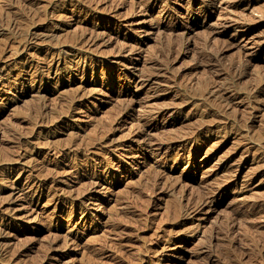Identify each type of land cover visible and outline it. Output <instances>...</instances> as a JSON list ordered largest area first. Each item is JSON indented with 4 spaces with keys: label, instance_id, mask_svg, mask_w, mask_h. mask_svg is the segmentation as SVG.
<instances>
[{
    "label": "rangeland",
    "instance_id": "rangeland-1",
    "mask_svg": "<svg viewBox=\"0 0 264 264\" xmlns=\"http://www.w3.org/2000/svg\"><path fill=\"white\" fill-rule=\"evenodd\" d=\"M0 264H264V0H0Z\"/></svg>",
    "mask_w": 264,
    "mask_h": 264
},
{
    "label": "bare ground",
    "instance_id": "bare-ground-1",
    "mask_svg": "<svg viewBox=\"0 0 264 264\" xmlns=\"http://www.w3.org/2000/svg\"><path fill=\"white\" fill-rule=\"evenodd\" d=\"M155 27H157V28H159L158 26H155ZM48 182L49 181H46V184H48ZM50 184H51V181L49 182ZM31 187V189H34L35 187H34V183H33V185L32 186H30ZM33 187V188H32ZM32 193H31V195L33 194V195H35V193H36V191L35 190H32L31 191ZM201 206L199 207V212H201V211H203V210H205V209H210V210H214L215 209V204H216V202H215V200L214 199H211L209 196H207V197H204L203 199H201Z\"/></svg>",
    "mask_w": 264,
    "mask_h": 264
}]
</instances>
